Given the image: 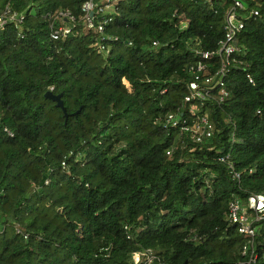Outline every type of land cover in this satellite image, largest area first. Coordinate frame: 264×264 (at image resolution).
Returning a JSON list of instances; mask_svg holds the SVG:
<instances>
[{
  "label": "trees",
  "instance_id": "1",
  "mask_svg": "<svg viewBox=\"0 0 264 264\" xmlns=\"http://www.w3.org/2000/svg\"><path fill=\"white\" fill-rule=\"evenodd\" d=\"M85 1L0 0L25 16L22 38L0 34V264H134L143 251L137 264H264V221L242 255L226 219L229 202L264 195V0L244 1L259 16L245 19L247 67L226 71L228 96L191 102L190 66L217 48L230 0H95L113 8L101 36ZM62 9L75 20L52 40ZM168 114H207L213 135L193 144Z\"/></svg>",
  "mask_w": 264,
  "mask_h": 264
},
{
  "label": "built area",
  "instance_id": "2",
  "mask_svg": "<svg viewBox=\"0 0 264 264\" xmlns=\"http://www.w3.org/2000/svg\"><path fill=\"white\" fill-rule=\"evenodd\" d=\"M109 3L111 0H102ZM206 1H221V0H206ZM245 0H230L224 13L223 36L217 44V48L212 52L197 53L202 60L190 66V71L194 75L193 80L188 83V95L185 97L186 102L204 100L209 94V89L219 88V99L223 100L228 96V91L224 87L223 78L229 67H244L246 64L236 58L239 54L238 38L241 31L244 29L245 19L249 17L259 16V9L252 8L246 11L244 4ZM106 9L98 7L95 0H86L81 6L82 19L88 30L94 32L96 35H103L105 25L108 24L109 18L105 17V10L109 8L113 10L110 4L104 6ZM24 14L12 11L8 6L0 7V34L4 33L7 26H13L16 30V38L19 40L23 37L21 30ZM50 38L58 40L64 32L63 23L73 22L74 15L70 10L62 9L53 13L49 17ZM155 45V43L153 44ZM100 51H105L102 43H98ZM212 58H217L218 67L211 71V64L209 61ZM246 78L250 84H254V80L249 74ZM191 113H197L198 108L195 104L190 110ZM180 118L174 114H168L165 122L172 127H178L179 132L189 138L193 144H200L204 140H209L214 131L213 123L210 121L207 114L196 117L191 124H187L185 120L179 121ZM8 134L12 136L9 132ZM168 154V153H167ZM225 157H221L220 161L224 162ZM62 166L64 164L62 163ZM231 167V166H230ZM238 177V175H236ZM228 222L237 228V232L245 240L242 246V255L248 253L253 248L256 238L255 224L264 221V195L256 194L247 197L245 203L239 201H231L228 204V212L226 215ZM27 238V236H24ZM148 255L147 251L133 254V263L137 264L142 257ZM148 258V257H147ZM256 260V255L251 253L249 255V263Z\"/></svg>",
  "mask_w": 264,
  "mask_h": 264
},
{
  "label": "water",
  "instance_id": "3",
  "mask_svg": "<svg viewBox=\"0 0 264 264\" xmlns=\"http://www.w3.org/2000/svg\"><path fill=\"white\" fill-rule=\"evenodd\" d=\"M45 98L55 103V106L62 110L65 120L67 119V113L63 106V102L61 99V94L54 95L51 91H48L44 95Z\"/></svg>",
  "mask_w": 264,
  "mask_h": 264
},
{
  "label": "rangeland",
  "instance_id": "4",
  "mask_svg": "<svg viewBox=\"0 0 264 264\" xmlns=\"http://www.w3.org/2000/svg\"><path fill=\"white\" fill-rule=\"evenodd\" d=\"M209 64H210V63H209ZM201 103H202V102H201ZM201 103H199V104L197 103V104H196V107L199 108V107L201 106ZM260 223H262V222H260ZM259 225H260V224H255V228H256V231H257V232L259 231Z\"/></svg>",
  "mask_w": 264,
  "mask_h": 264
}]
</instances>
